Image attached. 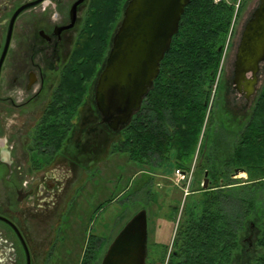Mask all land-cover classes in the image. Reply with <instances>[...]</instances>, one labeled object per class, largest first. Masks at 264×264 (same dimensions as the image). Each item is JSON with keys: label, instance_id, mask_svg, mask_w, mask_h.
I'll return each instance as SVG.
<instances>
[{"label": "flooded vegetation", "instance_id": "obj_1", "mask_svg": "<svg viewBox=\"0 0 264 264\" xmlns=\"http://www.w3.org/2000/svg\"><path fill=\"white\" fill-rule=\"evenodd\" d=\"M127 1L0 0V218L7 220L0 219V264H27L13 226L30 264H53L55 233L65 225L67 203L100 177L105 150L117 145L119 132L101 123L95 90ZM224 79L225 96L230 90L236 96L234 104L225 97L227 110H243L244 160L239 173L233 169L229 177L240 180L244 211L264 213V151L253 168L246 149V124L264 82V66L249 96L236 90L233 74L225 72ZM193 181L185 198L199 192ZM169 208L175 210V201ZM92 236L97 243L98 236ZM148 238L147 218L146 261ZM240 238L247 251L253 249V221Z\"/></svg>", "mask_w": 264, "mask_h": 264}, {"label": "trees", "instance_id": "obj_2", "mask_svg": "<svg viewBox=\"0 0 264 264\" xmlns=\"http://www.w3.org/2000/svg\"><path fill=\"white\" fill-rule=\"evenodd\" d=\"M247 1L189 0L139 111L118 133L117 145L104 152V162L117 154L125 157L126 165L136 164L133 189L127 181L116 196H124L123 200L143 193L154 201L152 173L164 162L187 172L197 155L194 171L201 176L208 172V189L200 187L198 193L185 198L171 250L168 245L154 244L146 264H264V213L244 211L239 180L229 177L243 164L241 132L230 128L232 116L226 109L224 116V111L220 116L213 113L221 90L223 54ZM246 126L247 162L254 168L264 151V82ZM137 179L144 182L136 186ZM127 187L131 192L124 194ZM116 197L112 195L97 211ZM178 209L179 205L169 215L173 222ZM249 221L254 222L256 242L247 251L240 237ZM96 249L91 235L80 264H98Z\"/></svg>", "mask_w": 264, "mask_h": 264}, {"label": "water", "instance_id": "obj_3", "mask_svg": "<svg viewBox=\"0 0 264 264\" xmlns=\"http://www.w3.org/2000/svg\"><path fill=\"white\" fill-rule=\"evenodd\" d=\"M258 1L245 23L233 63V84L237 91L243 89L247 96L255 91L264 62V0ZM188 3L189 0L127 1L95 90L101 123L111 131L120 132L139 111L159 74L160 63L178 32ZM235 173H239L238 169ZM207 176L205 171L204 190L208 188ZM13 228L24 246L27 264H30L26 244ZM146 253L147 214L140 210L113 238L100 264H146Z\"/></svg>", "mask_w": 264, "mask_h": 264}, {"label": "rangeland", "instance_id": "obj_4", "mask_svg": "<svg viewBox=\"0 0 264 264\" xmlns=\"http://www.w3.org/2000/svg\"><path fill=\"white\" fill-rule=\"evenodd\" d=\"M258 3V0H248L235 19L232 34L221 63V84L223 86L226 82L224 73H228V76H232L233 74V63L235 61V54L241 32L243 31L245 23L258 6ZM261 66H264V63ZM227 96L229 103L234 104L236 101L235 93L231 90L226 91L225 96L223 88L221 87L220 95L213 103L215 105L213 113L215 116L217 114L220 116L222 111L226 109L229 116H232L234 124H231L232 127L230 128L232 131H239L243 123L241 119L243 118V110L241 108H237L235 111L231 108V111L227 110V100L225 101V97L227 98ZM224 115L225 111L222 116ZM230 140L234 141L233 138H230ZM196 156H194V159H196ZM135 165L129 163L126 169L122 168V166H126L125 157L114 154L108 162H104L98 166L101 175L99 174L100 177L97 176V179L90 180L86 183V191L81 194L72 195L62 218L64 221L63 224L65 225L55 233L56 241L57 239L58 241L55 244L53 252V264H80L84 245L90 235H97L99 238V241L96 243V245L98 244L96 261L99 264L103 252L107 250L116 234L140 210H145L148 218L149 256H151V252L155 247L154 244L168 245L169 251L171 250V242L175 234L177 220L180 219L185 202V197L179 187L183 188L186 184L179 183L177 185L178 187L175 186L173 163L164 162L155 174L152 173L150 189L152 194L155 193L157 195L154 201L151 200V203H148L149 198H146L143 193H138L135 197L130 195L126 200L122 199L124 196L116 197L119 194L118 191L125 188L127 181L129 182L130 190L133 187L135 183L133 175L137 171ZM191 169L192 165L190 167ZM143 177L144 174L140 176L141 179ZM193 177V189L202 188L203 176L194 171ZM141 179H137L136 186L144 182ZM130 190L128 188V191L123 192L124 194L129 193ZM112 195L116 197V200L106 204L100 211H97L96 208L104 204ZM173 201H175L176 206L179 205L178 212L174 215L176 217L175 222H173V218H168L169 215L173 216L172 210L169 208Z\"/></svg>", "mask_w": 264, "mask_h": 264}, {"label": "built area", "instance_id": "obj_5", "mask_svg": "<svg viewBox=\"0 0 264 264\" xmlns=\"http://www.w3.org/2000/svg\"><path fill=\"white\" fill-rule=\"evenodd\" d=\"M220 1V0H215ZM195 167V159L194 162L192 163V169L189 172L183 173L179 169L174 170V183L175 185H178L179 183H185L186 185L183 187V195L185 197L187 190H189L190 183L193 178V172Z\"/></svg>", "mask_w": 264, "mask_h": 264}]
</instances>
